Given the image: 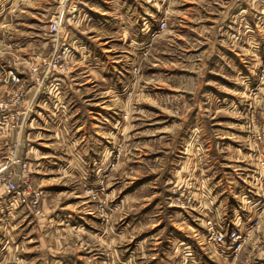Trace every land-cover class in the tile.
I'll use <instances>...</instances> for the list:
<instances>
[{
	"label": "rangeland",
	"instance_id": "374dc122",
	"mask_svg": "<svg viewBox=\"0 0 264 264\" xmlns=\"http://www.w3.org/2000/svg\"><path fill=\"white\" fill-rule=\"evenodd\" d=\"M180 239L264 264V0H0V264H194Z\"/></svg>",
	"mask_w": 264,
	"mask_h": 264
},
{
	"label": "built area",
	"instance_id": "2783aa9c",
	"mask_svg": "<svg viewBox=\"0 0 264 264\" xmlns=\"http://www.w3.org/2000/svg\"><path fill=\"white\" fill-rule=\"evenodd\" d=\"M63 11H61L60 13V18L63 17L64 13ZM167 26V21L165 19L161 20L159 23V29L160 30H164ZM54 28H58L57 22L54 23ZM17 80V79H15ZM18 81V80H17ZM25 164V163H24ZM9 188L10 190H12L13 192H17L19 189V185L17 184V182L11 181L9 183ZM38 198L36 199V203L37 204ZM10 208V207H8ZM210 224V228L208 229L209 231V237L212 243L214 244H223L225 243L228 239L232 241V243L235 245L234 249L236 252H238L240 250V248L242 247V245L244 244L246 237L243 235V233L241 232V230H239L238 228H233L231 231H221L218 230L216 228V222L214 221L212 223L211 219L208 222ZM181 244L184 246L185 249V253H186V257L185 260L186 262L188 261H192L194 264H197L196 261H193L196 258V252L194 251V249H192V247L190 245H187L186 242H181Z\"/></svg>",
	"mask_w": 264,
	"mask_h": 264
},
{
	"label": "crops",
	"instance_id": "0c3cea01",
	"mask_svg": "<svg viewBox=\"0 0 264 264\" xmlns=\"http://www.w3.org/2000/svg\"><path fill=\"white\" fill-rule=\"evenodd\" d=\"M66 165H67V164H66ZM9 209H10V208H9ZM78 222H80V221H78ZM22 224H23V223H22ZM22 224H20V225H22ZM32 239H33V238H32ZM181 239H185V238H181ZM181 239H180V241H182V242H183V241L186 242L185 240H181ZM187 241H190V240L187 239ZM186 243H187V242H186Z\"/></svg>",
	"mask_w": 264,
	"mask_h": 264
}]
</instances>
